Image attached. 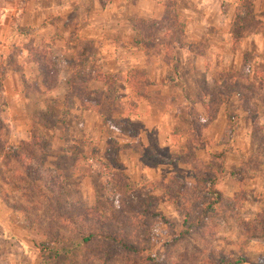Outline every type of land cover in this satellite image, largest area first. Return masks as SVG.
Here are the masks:
<instances>
[{"label": "rangeland", "instance_id": "rangeland-1", "mask_svg": "<svg viewBox=\"0 0 264 264\" xmlns=\"http://www.w3.org/2000/svg\"><path fill=\"white\" fill-rule=\"evenodd\" d=\"M26 1L0 0V73L22 77H5V96L0 88V264H264V82L241 83L246 103L230 99L232 122L202 128L209 122L173 97L178 83L156 92L139 63L106 73L95 44L78 41L89 15L106 23L108 0H54L44 33L27 28L37 12ZM171 3L158 20L112 17L133 29L136 20L156 23L145 24L161 30L141 39L142 50H160L146 65L163 64L165 75L177 72L174 46L184 43L178 27L166 28L182 24L176 10L187 4ZM57 40L66 46L53 49ZM243 59L250 66L241 72L264 76L250 53ZM144 80L143 99L168 118L161 129L138 122L142 98L133 89ZM18 86L21 100L12 93ZM199 88L187 92L211 110L208 95L220 87ZM89 232L98 235L85 243Z\"/></svg>", "mask_w": 264, "mask_h": 264}, {"label": "crops", "instance_id": "crops-1", "mask_svg": "<svg viewBox=\"0 0 264 264\" xmlns=\"http://www.w3.org/2000/svg\"><path fill=\"white\" fill-rule=\"evenodd\" d=\"M35 1L37 0L26 1V5L28 7L31 5L33 10L37 12L34 21H32V26L28 24L27 28L32 27V30H34V26H36V31H43L42 33H44L47 29L52 28L50 23L45 22L44 24L43 19L48 13L52 12L54 0H46L48 3L43 7L37 4L34 5ZM91 1L92 5H95L96 0ZM168 1L177 2L179 0ZM182 1L187 5L183 9L176 10V15L184 24L183 39L186 45L182 43L174 46L177 51L176 73L163 74V68L167 69L163 64L157 66L149 63V65H146L149 58L155 59L156 56H159V53H145L142 50V45L134 42L135 31L131 26L124 24L126 23L125 19L123 20L124 23L117 20L112 21L113 15L116 17L132 16V13L143 19H161L165 7L160 0H122V2L108 0L109 6H106L107 10H105L108 11L110 7L112 12L107 17L106 23L102 25L95 23L92 21V15H89V19H86L84 25L78 24L75 36L80 43L88 41L95 44V47L99 49L98 53H100L98 63L102 65L106 73L120 72L124 74L130 66L137 63L142 64L145 66V76L150 83L154 84L156 92L162 93L163 91L160 89L162 87L158 89L157 87L162 86L167 81L180 85L179 93L173 94V97L180 99L182 105L188 107L189 111L200 113L201 119L203 118L209 122V125H204L202 128L215 126L221 121L226 124L225 120L228 117L223 105L218 108L216 117L212 122L206 116L209 114L207 106H204L207 101L205 102L203 99V103H200V101L196 103L192 98V94L189 95L187 90L190 93L191 89L196 91L202 85L206 87L207 83L215 84L220 82L222 77H236L240 80H245L247 77L252 80L259 74L260 65L263 66L262 70H264V0ZM135 2L140 3L137 11L132 10V5ZM246 18H250L254 22L250 29L243 28L244 24L241 20ZM112 22L116 23L112 24ZM237 32L243 33V35L234 36L233 34ZM215 33L220 35L215 36ZM34 45L36 46L37 42H34ZM50 46H55L53 49L64 48L66 43L57 40L51 43ZM247 53H250L253 65H257L259 69L244 74L240 71V68H243L244 65L250 66L243 59L244 54ZM24 62L29 63L27 60ZM182 72H185V76L182 75ZM18 74L13 70L7 72L6 69L2 75V82H4L5 77L6 80L17 77L20 83L22 77ZM36 77L38 76L36 75ZM199 79H202L203 82H199ZM3 88H5L4 83L1 86V94L5 96L7 91H3ZM12 93L16 99L21 100L24 98L21 87L15 88ZM139 98L142 99H140L141 105L138 107V122L143 129L163 128L168 119L167 116L161 110H158V106L154 102L150 101L151 97L143 99L146 97L140 95ZM175 117L173 116L174 119Z\"/></svg>", "mask_w": 264, "mask_h": 264}, {"label": "trees", "instance_id": "trees-1", "mask_svg": "<svg viewBox=\"0 0 264 264\" xmlns=\"http://www.w3.org/2000/svg\"><path fill=\"white\" fill-rule=\"evenodd\" d=\"M173 5V3H171L170 1H169V7L167 6V5H164V7H165V10H164V15L166 16L167 15V13H168V10L169 9H172V5ZM163 15V16H164ZM174 18V17H173ZM241 21H243V24H245V21L244 20H241ZM135 22H138V24H137V26L133 29L134 31H135V38H134V42H136V43H138V44H140V45H142V47H144L145 49H146V42L144 43L141 39H143V37H146L147 35H149L150 33H151V31L152 32H155V33H158V32H160V28H158V26H154V27H152L151 29L150 28H146V26H145V24L147 23V22H150V23H154V24H156L155 22H153V21H145V20H139V21H135ZM182 23V22H181ZM173 27H175V28H179V33L182 35L183 34V29H184V24L182 23V24H180V25H175V26H172V28L170 27V28H166V32H171V31H174V33H176V31L173 29ZM178 33V32H177ZM146 39H149V38H146ZM177 45L179 44V42L178 43H176ZM175 44V45H176ZM78 46V45H77ZM81 49V48H80ZM148 54H157V53H159L160 52V50H157L155 47H152V48H150V46L148 47V49H147V51H146ZM88 58H89V60H90V55H88ZM263 73V72H262ZM264 74V73H263ZM145 76V75H144ZM261 76V74L259 73L257 76H255V78H253L252 80L251 79H248L247 77H246V79L245 80H240V79H238V78H236V77H233V78H220V82H217V83H215V85H217V86H219L220 88H219V90H218V94H216L217 96H216V98L212 95H208V98L210 99L211 98V100H212V103L210 102V105H212V109L211 110H209V106H207V109H208V111H209V120L210 121H213V116H215V113L218 111V108L220 107V106H224L225 107V111H226V114H227V116H228V119H229V121L230 122H232L233 121V117L231 116V114L230 113H228V108H227V104L229 103V101H230V99L232 98V97H238L239 99H240V101H243L244 103H246V95H245V91L244 92H241V90H242V84L241 83H243V82H245V83H248L250 80V82H254V84H255V81L257 82L258 81V83L257 84H259L260 82H264V76H262V78L260 77ZM89 80H92V79H89ZM89 80H85V82H86V84L89 82ZM1 82H2V74L0 73V88H1ZM85 84V83H84ZM231 85V87H229ZM233 85V86H232ZM235 86V87H234ZM137 89L136 88H134L133 89V91L135 92V93H139L138 95L140 96V95H142L143 96V94L145 93L144 91L146 90V88H147V85H146V80H144L142 83L140 82L137 86ZM241 88V89H240ZM231 89V90H230ZM227 90L229 91V93H227ZM248 90H246V92H247ZM75 97V96H74ZM256 97V96H255ZM216 99H219L216 103H215V101H216ZM252 104H250L249 103V106L251 107H249V108H247L249 111V113L251 114H254V115H256V110L254 109V107L253 106H251ZM1 126V125H0ZM41 139V138H40ZM31 140L32 141H34V142H37L38 141V139L37 138H34V137H32L31 138ZM25 143H27V142H25ZM25 145H27V144H24V142H21V146H25ZM33 145L34 144H31V146L33 147ZM28 146V145H27ZM20 155V154H19ZM17 156V155H16ZM58 197V196H57ZM57 197H55V198H57ZM51 200H53V199H50L49 201H51ZM67 219H70V217H67ZM85 234V233H84ZM87 236L85 237V238H83V242H85V243H87V242H89V241H92L98 234H95L94 232H89L88 234H86ZM121 241V243H122V245H123V247H125V248H127V249H130V248H132V246L130 245V243L128 242V241H126V240H120ZM149 260H150V262H152L153 264H158L157 262H155V259L153 258V257H149Z\"/></svg>", "mask_w": 264, "mask_h": 264}]
</instances>
